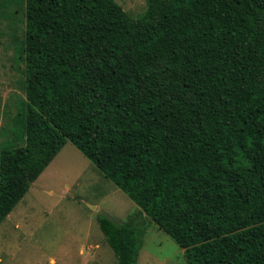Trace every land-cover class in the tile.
Instances as JSON below:
<instances>
[{
	"label": "trees",
	"instance_id": "1",
	"mask_svg": "<svg viewBox=\"0 0 264 264\" xmlns=\"http://www.w3.org/2000/svg\"><path fill=\"white\" fill-rule=\"evenodd\" d=\"M145 2L25 0L0 223L70 141L144 214L97 218L117 264H137L151 222L186 264H264V0Z\"/></svg>",
	"mask_w": 264,
	"mask_h": 264
},
{
	"label": "rangeland",
	"instance_id": "2",
	"mask_svg": "<svg viewBox=\"0 0 264 264\" xmlns=\"http://www.w3.org/2000/svg\"><path fill=\"white\" fill-rule=\"evenodd\" d=\"M133 16L145 0H115ZM25 0L0 3V151L24 143ZM144 214L67 141L0 223V264H117L97 222ZM137 264H186L183 249L153 222Z\"/></svg>",
	"mask_w": 264,
	"mask_h": 264
}]
</instances>
